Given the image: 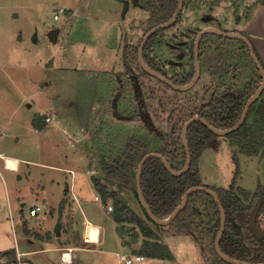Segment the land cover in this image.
<instances>
[{"label":"rangeland","instance_id":"obj_1","mask_svg":"<svg viewBox=\"0 0 264 264\" xmlns=\"http://www.w3.org/2000/svg\"><path fill=\"white\" fill-rule=\"evenodd\" d=\"M185 1L181 16L155 36L149 49L150 57L170 76L191 70V48L205 28L244 33L247 17L260 0ZM61 9L66 13L55 21L54 13ZM158 11H162L158 0H0V113L7 122L19 124L0 129L4 132L0 145L12 147L23 159L67 167L83 183L88 180L86 174L105 179V169L115 167L128 147L137 143L144 145L137 144L143 149L138 161L144 154L166 149L174 162L182 163V130L196 108L209 110L212 95L254 90L257 76L252 58L240 42L220 41L214 34L201 41V77L192 89L179 91L146 75L138 60V46ZM48 116L52 117L50 124L45 122ZM29 123L31 128H26ZM16 138H21L19 145ZM216 141L220 142L218 149L208 148L199 158L206 184L228 190L235 185L248 194L264 187V150L250 157L230 147L227 136H217ZM137 167L133 162L126 172L130 181L136 180ZM35 171L49 179L71 180L63 172ZM50 189L48 186L46 192ZM41 191L35 189V199L26 201V212L35 201H41ZM5 192L6 183L0 176V213L6 207ZM133 193L119 190L118 194L144 220L143 229L125 220L119 228L122 242L117 243V232L110 221L105 223V241L116 245L113 249L118 254L147 257L135 264H206L202 243H209L200 235L197 241L194 227L181 232L173 225L155 223ZM250 201L251 197L246 203ZM260 228L264 231V216ZM22 241L17 222L0 225V252H10L0 257V264H31L17 261L16 243ZM47 246L51 243H38V247ZM69 254L72 251L65 253L64 261ZM117 255L108 256L104 264H119ZM44 257L33 256L32 263L49 264L40 261ZM93 257L88 256L89 264H101L91 261Z\"/></svg>","mask_w":264,"mask_h":264},{"label":"trees","instance_id":"obj_2","mask_svg":"<svg viewBox=\"0 0 264 264\" xmlns=\"http://www.w3.org/2000/svg\"><path fill=\"white\" fill-rule=\"evenodd\" d=\"M158 2L161 3L162 11H158V14L153 13L151 19L153 26L151 30L169 21L178 7V0H158ZM260 2L264 4V0H260ZM186 3L187 2L184 0V6ZM162 31L163 30L154 34L149 39L144 50L145 61L151 69L169 78L174 84L178 86L187 85L195 76V43H193L191 48V70L187 73H179L173 77L169 76L157 66L149 55L152 40ZM234 32L241 33L247 37L245 33L239 31ZM213 36L220 41L227 40L217 35ZM238 42H240L243 48L246 49V52L250 54L247 46L242 41ZM138 49H140V45ZM254 54L260 61L255 50ZM252 63L255 66L254 70L257 76V85L254 90L248 92L240 91L238 94L225 91L221 94V97L212 95L211 102L209 103V110L205 108L199 110V108H196L197 112L191 115L190 118L192 119L196 116L203 117L215 128L220 130L233 127L241 119L247 102L258 90L262 81L253 59ZM141 69L146 75H149L142 67ZM128 73L132 74V71L129 69ZM167 86L171 87L170 85ZM227 137L231 140L230 142L232 145L237 147L238 151L246 156L255 157L264 150V93L251 107L246 122L237 131ZM187 139L191 150V165L186 174L180 177L172 175L167 170L164 163L156 158L148 160L143 167L142 191L153 214L158 219H168L180 205L183 196L189 189L193 187H206L211 189L219 195L227 215L226 230L220 242L222 252L236 261L248 264H264V238H257L251 228L254 208L258 203H261L256 224L257 228L264 233L260 228V217L264 216V187L260 185L256 193L248 194L235 185L229 190L205 186L200 176L199 158L202 152L207 148L218 149L219 143L216 141L217 135L211 132L204 124L196 122L189 127ZM137 144L139 145V143ZM137 144L136 147L132 145L128 147L127 152L124 153L123 160H118L115 167H108L105 169L106 176L115 183L122 186H131V182H133L134 187L132 186V188L136 195L135 178H133V181H130L126 172L131 170V164L133 162H137L138 166L141 160L138 161L137 157L141 150H143L141 147L144 145L141 143L139 145L141 147H139ZM158 153L164 155L168 159L174 170L179 171L185 165L186 153L183 162L178 164L174 162L175 158L169 157L166 149H162L158 151ZM134 171L136 175L137 168L134 169ZM237 175L238 174H235L234 183H236ZM99 190L100 192H104V188L102 189L100 187ZM241 195L243 197L245 196L246 200L251 197L250 203L247 204L246 200L244 201ZM114 199H116L115 195ZM118 203L116 208L117 220L120 222H127L125 220H130L143 229V226H145L144 220L139 218L127 204H124L122 201H118ZM146 216L148 217V215ZM220 224L221 212L214 198L205 192H195L189 196L184 210L177 215L171 225L175 226L181 232H190L194 227L198 233H193L197 241L198 238L200 239L201 237L203 241L205 240L209 243L207 244L208 246H204L202 243V254L206 264H230L219 257L215 248ZM198 235H200V237ZM7 254H10V252H0V257L4 255L7 256Z\"/></svg>","mask_w":264,"mask_h":264},{"label":"crops","instance_id":"obj_3","mask_svg":"<svg viewBox=\"0 0 264 264\" xmlns=\"http://www.w3.org/2000/svg\"><path fill=\"white\" fill-rule=\"evenodd\" d=\"M243 32L252 43L253 49L264 66V4L260 1H255L253 9L247 17ZM56 35L59 36V31ZM29 125L25 127L31 128L30 123ZM14 126L17 127L19 124L7 122L0 113V129H13ZM0 133V137H3L4 132L0 131ZM20 142L21 138H16V145H19ZM228 144L230 147H235L230 141ZM12 157L19 164L16 170L9 169L7 166V159ZM25 166L27 169L24 168ZM200 166L199 161L200 176L206 186L208 184L203 180ZM22 168L27 171L25 174H22ZM35 168L70 174L71 180L63 177H51L49 179L44 176L45 174L38 176L35 174ZM0 176L6 183L5 196L7 199L5 210L0 213V225L7 223L8 220L12 226L17 222L23 231L22 243H18V246L16 243L17 261L27 260L28 263L33 264L31 257L45 254V257L41 258L40 261L44 260L49 264H89L90 259L88 256L93 255L91 261L104 264L108 256L119 253L113 249L116 245L105 241V223L110 221L111 227L117 232L119 238L117 243L122 242L119 228L126 223L117 220V207L115 204L118 203L117 201H121L118 194L119 190L132 194L133 189L131 186L124 185V188H122V185L109 179L106 180L107 176L102 179L103 177H95L90 174H86L88 180H85L84 183L78 182L77 173L67 167H59L49 162L23 159L19 155L17 156L12 147L4 148L1 145ZM48 186L51 187L50 193L46 192ZM208 186L221 188L215 185ZM100 187L104 188V192H100ZM38 188L42 190L43 198H41V201H35L34 203L42 206L43 211L32 216L26 212L24 207L27 200L35 199V189ZM114 195L116 202L113 201ZM97 196L100 197V201L96 200ZM34 205L32 204L31 207ZM109 206H113L114 210L110 212L108 210ZM89 224L100 226V239L96 243L89 242L86 238L88 232L86 227ZM38 243H51V246L38 247ZM113 243H115L114 240ZM68 251H72L74 255L73 263H65L64 261V255ZM102 255L106 257L101 258ZM34 264L36 263L34 262Z\"/></svg>","mask_w":264,"mask_h":264},{"label":"water","instance_id":"obj_4","mask_svg":"<svg viewBox=\"0 0 264 264\" xmlns=\"http://www.w3.org/2000/svg\"><path fill=\"white\" fill-rule=\"evenodd\" d=\"M184 8V0H178V7L177 10L175 12V14L173 15V17L167 21L166 23L161 24L160 26L150 30L146 36L143 39V42L141 44V47L139 49V53H138V58H139V63L140 66L151 76L161 80L162 82L170 85L171 87H173L176 90L179 91H188L190 89H192L196 83L199 81L200 77H201V69H200V43L202 41V39L209 35V34H214L217 35L219 37L225 38V39H234V40H239L242 41L248 48L249 52L251 53L255 64L257 66V69L261 75L262 81H261V85L258 88V90L254 93V95L250 98V100L247 102L243 115L241 117V119L231 128L229 129H225V130H220L215 128L212 124H210V122H208L205 118L203 117H199L196 116L192 119H190L184 126L183 130H182V135H181V141H182V146L185 150L186 153V161H185V165L184 167L177 171L174 170L170 164V162L168 161V159L158 153V152H151V153H147L145 154L142 159L140 160L138 167H137V172H136V191H137V195L139 197L140 203L143 206L144 210L146 211L148 217L154 221L155 223L162 225V226H168L171 225L172 222L175 220V218L177 217V215L184 210L189 196L192 193L195 192H205L207 194H209L211 197L214 198L215 202L217 203V205L219 206L220 212H221V224H220V230L219 233L217 235L216 238V242H215V248L217 251V254L219 255V257H221L224 261L230 263V264H248V263H244L241 261H236L231 259L230 257L226 256L220 247V242L224 236L225 230H226V224H227V215H226V211L223 207V204L219 198V195L214 192L211 189H208L206 187H193L191 189H189L185 195L182 198V201L180 203V205L177 207V209L170 215V217L168 219H158L152 212L150 206L148 205L143 191H142V174H143V167L145 165V163L150 160V159H160L165 167L167 168V170L174 176L176 177H180L184 174H186L189 169H190V165H191V150H190V146L188 143V139H187V134H188V129L189 127L196 123V122H200L202 124H204L211 132H213L215 135L217 136H228L230 134H232L233 132L237 131L247 120L248 114L250 112L251 107L261 98L262 94L264 93V67L262 66V64L260 63V61L258 60V58L255 56L254 54V49L252 46V43L250 42V40L244 36L241 33H235V32H226L223 31L219 28L216 27H207L204 30H202L199 35L196 38L195 41V76L194 78L191 80V82L187 85L184 86H178L176 84H174L170 79H168L167 77L159 74L158 72L154 71L153 69H151L148 64L145 61L144 58V50L145 47L149 41V39L156 33L160 32L161 30H164L168 27H171L179 18V16L182 13V10ZM260 206L261 203H258L255 208H254V212L252 215V219H251V228L253 233L255 234V236L259 239L264 238V233L261 232L258 228H257V224H256V220H257V216L260 210Z\"/></svg>","mask_w":264,"mask_h":264},{"label":"built area","instance_id":"obj_5","mask_svg":"<svg viewBox=\"0 0 264 264\" xmlns=\"http://www.w3.org/2000/svg\"><path fill=\"white\" fill-rule=\"evenodd\" d=\"M65 13V11L64 10H60L58 13H55V20H59V14H64ZM225 39V38H224ZM232 40H234V39H232ZM237 41H239V40H237ZM248 49V48H247ZM251 54V53H250ZM251 58L253 59V57H252V55H251ZM254 60V59H253ZM256 65V64H255ZM256 68H257V66H256ZM257 71H258V69H257ZM258 73H259V71H258ZM260 74V73H259ZM261 85V84H260ZM45 122L46 123H51L52 122V118L50 117V116H48V117H46V119H45ZM1 134V133H0ZM96 200L97 201H100V197L99 196H97L96 197ZM108 210L111 212V211H113L114 210V208H113V206H109L108 207ZM41 211H43V208H42V206H40V205H38V204H36L34 207H32L31 209H30V211H29V213L32 215V216H35V215H37V214H39ZM86 229H88V227H86ZM118 256V258H119V264H135V263H142V262H145L146 260H147V258L144 256V255H132V256H130V255H127V254H118L117 255Z\"/></svg>","mask_w":264,"mask_h":264},{"label":"bare ground","instance_id":"obj_6","mask_svg":"<svg viewBox=\"0 0 264 264\" xmlns=\"http://www.w3.org/2000/svg\"><path fill=\"white\" fill-rule=\"evenodd\" d=\"M6 162H7V166H8L9 169H14V170L18 169V165L19 164L17 163L16 160L13 159V157L12 158H8ZM99 227L95 226L94 224H89L88 225V232H87V237L86 238H87V240L89 242L96 243V242L99 241L100 234H101V229ZM65 261H69V263L72 262L73 261V255L69 254L65 258Z\"/></svg>","mask_w":264,"mask_h":264},{"label":"flooded vegetation","instance_id":"obj_7","mask_svg":"<svg viewBox=\"0 0 264 264\" xmlns=\"http://www.w3.org/2000/svg\"><path fill=\"white\" fill-rule=\"evenodd\" d=\"M137 1H139V0H137ZM200 47H201V45H200ZM178 74H179V73H178ZM178 74H177V75H178ZM161 75H162V74H161ZM169 76H170V75H169ZM172 77H173V76H172ZM168 79H169V78H168ZM171 81H172V80H171Z\"/></svg>","mask_w":264,"mask_h":264}]
</instances>
